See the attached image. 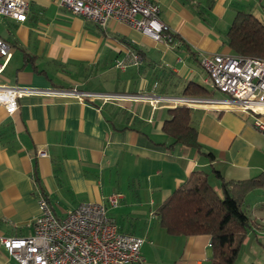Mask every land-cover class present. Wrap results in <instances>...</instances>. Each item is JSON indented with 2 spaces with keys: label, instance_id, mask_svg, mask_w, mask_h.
Returning a JSON list of instances; mask_svg holds the SVG:
<instances>
[{
  "label": "crops",
  "instance_id": "crops-1",
  "mask_svg": "<svg viewBox=\"0 0 264 264\" xmlns=\"http://www.w3.org/2000/svg\"><path fill=\"white\" fill-rule=\"evenodd\" d=\"M58 1L30 0L26 19L7 16L0 31L12 45L0 82L47 89L22 95L14 113L0 105V236L33 233L41 193L58 216H65L83 202L122 192L109 214L123 232L144 237L142 264H209L211 236L169 234L155 209L195 169L219 185L215 170L227 179L263 173L264 130L250 113L193 107L204 153L182 143L170 146L173 138L163 125L167 107L174 106L154 107L148 99L122 95L183 96L189 82L204 84L201 56L231 52L226 44L231 23L225 19L231 7L235 15L245 8L233 7V0H156L177 35L169 44L114 19L101 27ZM54 2L62 9L56 32L50 20L33 32L40 17L32 6ZM129 50H140L143 62L123 70L116 60ZM38 60L53 66L59 78ZM70 89L122 97L80 101L55 94ZM250 194L247 209L264 246V184L245 201ZM263 254L254 262L264 264ZM0 264L20 263L0 245Z\"/></svg>",
  "mask_w": 264,
  "mask_h": 264
},
{
  "label": "built area",
  "instance_id": "built-area-1",
  "mask_svg": "<svg viewBox=\"0 0 264 264\" xmlns=\"http://www.w3.org/2000/svg\"><path fill=\"white\" fill-rule=\"evenodd\" d=\"M58 5L101 27L114 19L158 41L173 44L176 40L171 27L163 20L161 6L156 0H59ZM29 8L30 0H0V15L18 21L26 19ZM11 56V43L0 36V73ZM142 62L143 56L139 52L129 50L116 60V66L125 70L129 65ZM200 63L206 71L204 84L224 96H122L148 99L154 107L185 105L242 111L252 114L254 124L264 130V58L232 52L214 53L202 55ZM46 91L0 82V105L8 113H14L22 95ZM55 94L80 101L122 97L78 89L59 90ZM39 154L46 155L47 152L40 150ZM123 198L122 192H113L103 201H86L65 216H58L46 195L41 193V212L33 220V233L0 236V245L20 264H142L145 262L144 237L123 232L109 214Z\"/></svg>",
  "mask_w": 264,
  "mask_h": 264
},
{
  "label": "trees",
  "instance_id": "trees-1",
  "mask_svg": "<svg viewBox=\"0 0 264 264\" xmlns=\"http://www.w3.org/2000/svg\"><path fill=\"white\" fill-rule=\"evenodd\" d=\"M226 44L232 53L264 58V23L251 12L238 10L226 32ZM211 93L209 87L198 82H189L183 90L187 96ZM192 110L185 105L167 107L169 116L163 130L173 138L170 146L182 143L204 153L198 128L192 122ZM206 154L213 157L212 152ZM215 174L221 192L206 171L195 169L156 207L155 214L169 234H209V264H236L241 245L255 222L244 205L245 197L264 184V172L247 179H227L219 170Z\"/></svg>",
  "mask_w": 264,
  "mask_h": 264
},
{
  "label": "rangeland",
  "instance_id": "rangeland-1",
  "mask_svg": "<svg viewBox=\"0 0 264 264\" xmlns=\"http://www.w3.org/2000/svg\"><path fill=\"white\" fill-rule=\"evenodd\" d=\"M239 1H241V0H233V4H234L233 7L245 8L246 11L254 14L256 17H258L264 23V0H246L245 2L243 1V3H242L243 5H240ZM32 10L36 13V15L38 17H40V19L37 20L38 23L32 27L33 32L37 31V26L45 27V25H43V24L48 22L49 20L54 25V27L52 28L53 32H56L55 26L58 23L57 18L60 17L56 13L58 11H62V9L58 8V6L55 2L52 5H50L49 7H39L37 5L32 6ZM235 12H236V9H234V8L232 9V7H231L229 14L227 15V17L225 19L226 21L227 20L229 21L227 23L230 24L232 22V20L235 17ZM6 17L7 16L0 15V31H3L6 27ZM34 22H36V21H34ZM36 37H37V34L36 33L33 34L32 39H31L32 40L31 41V47L29 50L34 49L33 47H34V41H35ZM38 63L40 64V66H46L57 79L59 78L58 74L56 73V70L54 71L53 69H51V68H53V66H51L50 64H48L46 62H43L42 60L41 61L38 60ZM91 82H93L95 84L100 83L99 80H92ZM214 96L221 97V96H224V94L220 91L215 90ZM211 182L215 186V188H217L219 190V192H221L220 185L214 183L213 177L211 178ZM252 195L253 194H250L246 198V201L244 204L246 208H249V205L251 206ZM258 235H259V233L256 230H254V227H252L248 230L247 236L241 245L240 252H239V255H238L237 260H236V264H249V263L254 261L253 258L264 253V246L262 244H260L259 239H257ZM263 256H264V254H263Z\"/></svg>",
  "mask_w": 264,
  "mask_h": 264
},
{
  "label": "water",
  "instance_id": "water-1",
  "mask_svg": "<svg viewBox=\"0 0 264 264\" xmlns=\"http://www.w3.org/2000/svg\"><path fill=\"white\" fill-rule=\"evenodd\" d=\"M220 110H224V109H220Z\"/></svg>",
  "mask_w": 264,
  "mask_h": 264
}]
</instances>
